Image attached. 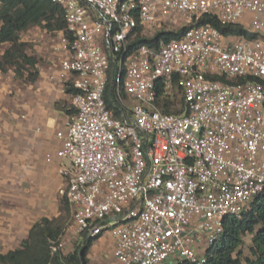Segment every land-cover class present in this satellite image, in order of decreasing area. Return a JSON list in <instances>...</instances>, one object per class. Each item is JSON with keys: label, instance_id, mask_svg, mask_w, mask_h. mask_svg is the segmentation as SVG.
Wrapping results in <instances>:
<instances>
[{"label": "built area", "instance_id": "1", "mask_svg": "<svg viewBox=\"0 0 264 264\" xmlns=\"http://www.w3.org/2000/svg\"><path fill=\"white\" fill-rule=\"evenodd\" d=\"M51 1L74 75L75 113L57 136L77 234H110V264H205L226 221L264 191V0ZM206 15L253 37L205 25L130 51L139 26ZM178 97L179 114L161 111Z\"/></svg>", "mask_w": 264, "mask_h": 264}, {"label": "crops", "instance_id": "2", "mask_svg": "<svg viewBox=\"0 0 264 264\" xmlns=\"http://www.w3.org/2000/svg\"><path fill=\"white\" fill-rule=\"evenodd\" d=\"M19 42L25 45V55L37 60V78L29 82L28 72L18 77L13 67L0 69L1 254L20 248L42 219L58 217L65 180L57 134L73 115V92L68 91L73 90L74 75L62 67L69 58L66 31L31 25L20 33ZM10 47L0 44V62ZM102 241L108 243L106 250L99 246ZM114 249L112 236L105 234L94 242L88 259L105 264Z\"/></svg>", "mask_w": 264, "mask_h": 264}, {"label": "trees", "instance_id": "3", "mask_svg": "<svg viewBox=\"0 0 264 264\" xmlns=\"http://www.w3.org/2000/svg\"><path fill=\"white\" fill-rule=\"evenodd\" d=\"M0 4V22H2L0 44H11L0 62V69L6 70L8 67H13L18 77H22L24 72H28L27 81L33 82L37 78L35 69L37 60L25 55V45L19 42L20 33L31 25H42L49 30L66 31L63 9L52 3L51 0H0ZM205 25L218 29L225 36L253 37L240 26H223L215 17L206 15L194 20L189 27L178 31H161L152 37L142 35L143 27L139 26L133 32L129 48L131 52L143 45L157 48L162 42L168 43L172 40L182 39L185 33L193 27ZM68 92L74 91L69 90ZM107 102L110 107L119 111V107L114 106L108 100ZM158 104L163 113L179 114L180 112L172 110L175 107L174 101L164 99ZM74 113L75 109H73ZM56 223V219L48 218L36 223L20 248L7 254L0 253V264H90L87 257L88 252L97 239H86L80 251L65 257L61 251L52 253L53 241L57 239L60 232L55 227ZM246 238H250V250L253 255L247 264H264V191L252 202L250 209L245 211L241 218L233 217L226 221L224 235L205 253V264H243L241 250Z\"/></svg>", "mask_w": 264, "mask_h": 264}, {"label": "rangeland", "instance_id": "4", "mask_svg": "<svg viewBox=\"0 0 264 264\" xmlns=\"http://www.w3.org/2000/svg\"><path fill=\"white\" fill-rule=\"evenodd\" d=\"M178 30H179V28H176L173 26H161V27L159 26V27L155 28L154 31L148 32L144 36L145 37H152L156 33L161 32V31H178ZM174 102H175V104H174L175 107L172 110L174 112L181 111L180 108L177 106V103H179V97L177 99H175ZM129 103L130 102H127V104H129ZM72 108L74 109L73 106H72ZM53 219H56L57 223L55 224V227H57L60 230V232H59L57 239L55 241H53L52 248L57 246V252L61 251V253L64 257L68 256V255H70L76 251H80L83 248L84 242L86 239L80 237L77 234L76 226L74 223L72 208L69 205V203L64 201L62 198H61V204H60V213H59L58 217H55ZM53 219H51V220H53ZM99 246L101 247L102 250H106L108 243L102 241V242H99ZM250 247H251L250 238H246L245 244L241 250L242 251L241 252L242 253L241 259L243 261V264H247V261L249 259L253 258ZM206 248H208V247H206ZM52 253L55 254L56 252H54L52 249ZM111 259H112V256L109 257L105 261V264H110ZM89 262H90V264H93L90 260H89Z\"/></svg>", "mask_w": 264, "mask_h": 264}]
</instances>
